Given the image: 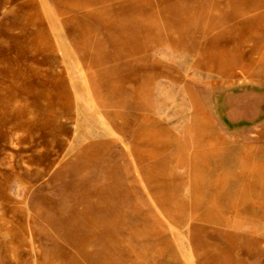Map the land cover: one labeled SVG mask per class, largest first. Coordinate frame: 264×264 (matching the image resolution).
Instances as JSON below:
<instances>
[{"label": "rangeland", "instance_id": "374dc122", "mask_svg": "<svg viewBox=\"0 0 264 264\" xmlns=\"http://www.w3.org/2000/svg\"><path fill=\"white\" fill-rule=\"evenodd\" d=\"M46 3L0 0V264H264V0Z\"/></svg>", "mask_w": 264, "mask_h": 264}, {"label": "bare ground", "instance_id": "6f19581e", "mask_svg": "<svg viewBox=\"0 0 264 264\" xmlns=\"http://www.w3.org/2000/svg\"><path fill=\"white\" fill-rule=\"evenodd\" d=\"M41 1V3H45V5L46 4H48V3H46V0H40ZM50 5V4H49ZM46 7H48L47 5H46ZM49 8V7H48ZM51 9H53V8H51ZM50 9V10H51ZM48 11V10H47ZM50 18V17H49ZM52 18V17H51ZM56 31H58V28L57 27H53ZM53 29V30H54ZM61 29V28H60ZM55 31V32H56ZM61 31V30H60ZM55 36V35H54ZM55 38L57 39V47H58V49L56 50L57 51V54L59 55V56H61L62 57V62L63 63H65V61L67 60V59H69V58H71V57H74V58H76V56H74V50H73V47L71 46V44H70V42H69V40L65 37V36H62V35H56L55 36ZM84 55V54H83ZM82 55V56H83ZM76 61H77V59H75ZM78 63V62H77ZM81 71V70H80ZM82 72H80V74H81ZM82 76V75H81ZM84 85V84H83ZM85 87V86H84ZM89 95V94H88ZM89 99H90V97H89ZM72 110L74 111V112H76L77 114L78 113H83V111L81 110V108H80V102H79V100L78 99H73L72 101ZM44 104V103H43ZM71 104V103H70ZM92 104V103H91ZM38 107H41V106H38ZM96 108V107H95ZM94 109V108H93ZM40 110V109H39ZM97 111V110H96ZM15 112V111H14ZM73 112V113H74ZM66 114V113H65ZM65 114H63V118H64V115ZM42 115V114H41ZM76 116V115H75ZM17 117V116H16ZM69 116H67V118H68ZM83 117V116H82ZM72 118V117H71ZM65 120H67V119H65ZM64 120V121H65ZM61 121H63V120H61ZM44 122V121H43ZM72 123V127H73V129L75 130V131H77V130H80V129H82L81 128V123H80V121H79V117H78V115L76 116V117H74V119H73V121L71 122ZM66 124H70V123H66ZM71 126V125H70ZM98 128H101V129H103V131L105 132V133H108L109 132V129H108V124L107 123H105V122H102V123H100L99 124V127ZM85 130V129H84ZM83 132V131H82ZM81 136V135H80ZM89 136V134L87 133V132H85L84 131V134H83V139H85V138H87ZM82 137V136H81ZM10 145V144H9ZM60 158V157H59ZM134 167V166H133ZM134 170V169H133ZM134 172H135V170H134ZM136 173V172H135ZM137 177V176H136Z\"/></svg>", "mask_w": 264, "mask_h": 264}]
</instances>
